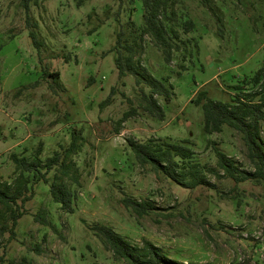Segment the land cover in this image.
I'll use <instances>...</instances> for the list:
<instances>
[{
    "label": "rangeland",
    "instance_id": "rangeland-1",
    "mask_svg": "<svg viewBox=\"0 0 264 264\" xmlns=\"http://www.w3.org/2000/svg\"><path fill=\"white\" fill-rule=\"evenodd\" d=\"M122 1L119 8L118 0H43L31 6L27 22L18 0H0V180L12 182L18 174L13 154L31 158L41 143L43 161L69 144L71 129L84 135L71 154L69 175L58 173L75 192L73 211L52 199L48 182L33 178L15 237L5 242L8 233L0 234V264H128L104 246L97 223L135 244L150 239L192 264H264V182L234 185L209 170L217 168L214 146L242 167L252 166L241 133L227 125L204 131L201 106L192 100L200 88L226 100L251 87V76L264 64V0H173L178 49L166 61L146 36L141 54L151 73L173 86L169 98L156 94L163 118L143 108L140 87L148 86L133 74L119 76L115 52L108 50L118 9L125 31L130 19L136 27L143 23L140 0ZM43 64L57 75L43 77ZM128 137L188 139L193 154L184 162L185 180L192 178L193 162L215 186H185L140 164ZM261 137L264 143V121ZM124 197L150 199L156 207L139 214Z\"/></svg>",
    "mask_w": 264,
    "mask_h": 264
},
{
    "label": "trees",
    "instance_id": "trees-1",
    "mask_svg": "<svg viewBox=\"0 0 264 264\" xmlns=\"http://www.w3.org/2000/svg\"><path fill=\"white\" fill-rule=\"evenodd\" d=\"M43 0H18L19 6L25 13L27 22L32 18L31 6L38 5ZM119 8L122 0H118ZM142 6L143 23L136 27L132 19L128 21L130 29L125 31L119 18V9L116 12L118 29L115 41L108 50L115 52V66L119 76L133 74L137 83L143 82L149 91L140 87V97L143 108L150 114L163 118L165 111L156 94L169 98L173 93L172 84H167L162 78L154 76L142 62L141 54L144 50V39L149 36L153 44L159 47L166 61H170L172 52L178 49L179 32L173 26L176 11L173 0H140ZM36 25L35 22H33ZM186 29L192 26L190 20L184 21ZM29 36L38 47L41 43L34 28L28 30ZM41 74L43 77H55L57 71L49 70L43 64ZM1 82V72H0ZM251 87L241 88L232 95V98L221 100L207 95L205 89L200 88L193 97V102L201 106L203 112V128L206 132L221 131L224 125L230 126L241 133L246 146V154L252 168L242 167L236 159L228 155L222 149L215 147L216 167H208L218 176L226 177L233 181L234 185L245 180L264 182V143L261 137V123L264 121V64L259 66L250 78ZM110 95L105 101L110 100ZM126 118V114L118 119L120 123ZM84 142L81 128L71 129L70 142L54 150L51 155L41 159V143L33 152L31 158L12 155L18 174L12 182L0 180V234L8 233L3 237L5 242L10 241L16 235L18 219L26 212L25 203L34 191L33 183L38 180L48 182V188L53 200L60 203L61 208L73 211L75 192L67 185L62 175H69V170L74 163L71 154L79 151ZM186 142V143H183ZM188 139L179 142L164 139L156 142L153 139L142 141L134 137H128L127 143L136 160L144 165L146 163L158 172H162L173 181L185 186L194 187L200 183L215 186L196 168V163L190 162L188 171L192 178L185 180L187 171L184 162L192 154V148L187 144ZM55 169L51 178L49 171ZM218 170H221L219 172ZM34 178V180H33ZM125 204L139 214L147 212L156 205L150 199H136L124 197ZM36 217L43 218L40 212ZM95 233L101 242L112 253L124 259L128 264H192L169 256L157 244L144 238L141 244L130 242L126 237L116 232L110 225L97 223L94 225ZM4 243V242H3ZM11 264H16L9 260ZM92 264H102L94 261Z\"/></svg>",
    "mask_w": 264,
    "mask_h": 264
}]
</instances>
